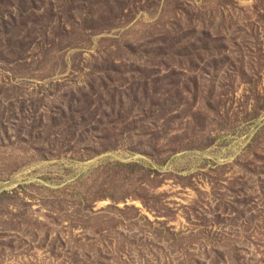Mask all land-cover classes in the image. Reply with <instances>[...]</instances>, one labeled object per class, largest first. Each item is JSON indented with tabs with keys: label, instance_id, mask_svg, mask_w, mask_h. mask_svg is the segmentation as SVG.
<instances>
[{
	"label": "rangeland",
	"instance_id": "1",
	"mask_svg": "<svg viewBox=\"0 0 264 264\" xmlns=\"http://www.w3.org/2000/svg\"><path fill=\"white\" fill-rule=\"evenodd\" d=\"M0 264H264V0H0Z\"/></svg>",
	"mask_w": 264,
	"mask_h": 264
}]
</instances>
